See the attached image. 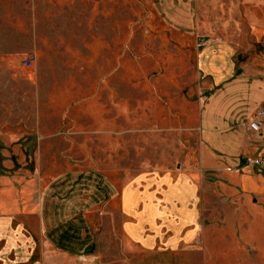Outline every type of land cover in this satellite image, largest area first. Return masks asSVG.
I'll return each mask as SVG.
<instances>
[{
    "label": "rangeland",
    "instance_id": "rangeland-1",
    "mask_svg": "<svg viewBox=\"0 0 264 264\" xmlns=\"http://www.w3.org/2000/svg\"><path fill=\"white\" fill-rule=\"evenodd\" d=\"M22 1L25 28L33 5L40 56L34 67L9 70L0 156L11 173L58 180L65 196L84 183L89 227L104 234L106 264L122 253L128 262L134 251L119 248L122 187L140 177L203 173L199 115L209 91L196 57L201 39L212 37L199 31L202 15L237 45V62L257 61L264 71V0ZM213 174L216 187L202 193V212L217 225L216 256L172 264H264V214L256 247L255 232L244 239L249 214L236 211L243 201L219 187L230 172ZM97 190L103 199L95 198Z\"/></svg>",
    "mask_w": 264,
    "mask_h": 264
},
{
    "label": "crops",
    "instance_id": "crops-1",
    "mask_svg": "<svg viewBox=\"0 0 264 264\" xmlns=\"http://www.w3.org/2000/svg\"><path fill=\"white\" fill-rule=\"evenodd\" d=\"M23 7L22 0H0V115L9 70L34 67L40 56L33 5L27 28ZM204 15L199 31L212 39H201L196 57L203 88L209 91L199 115L198 159L203 173L140 177L122 187L119 248L134 252L127 262L129 256L119 251L123 256L114 258L116 264H172L185 256H196L193 259L200 262L216 256L217 225L211 215L204 217L202 193L214 192L213 172L224 168L230 174L221 178L220 189L236 202L243 201L236 205L237 212L249 214L244 239L250 242L255 232L254 245L262 242L264 169L248 167L247 159L264 155V126L259 135L248 132V122L264 108V71L257 61L256 65L237 62V45L209 27ZM9 167L0 156V264H106L108 256L101 255L104 234L99 238L89 227L92 202L85 184L65 196L58 180L37 182L34 176L11 173ZM99 197L103 199L104 194L97 190L95 198ZM209 207L207 214L212 212ZM228 222L224 220L222 228H229ZM224 243L228 244L226 256L232 238ZM137 256L149 258L139 261Z\"/></svg>",
    "mask_w": 264,
    "mask_h": 264
},
{
    "label": "built area",
    "instance_id": "built-area-1",
    "mask_svg": "<svg viewBox=\"0 0 264 264\" xmlns=\"http://www.w3.org/2000/svg\"><path fill=\"white\" fill-rule=\"evenodd\" d=\"M263 126L264 108H259L253 119L248 122V132L252 136L259 135ZM247 166L250 168L259 167L264 169V155L248 158ZM228 171H230V169H228Z\"/></svg>",
    "mask_w": 264,
    "mask_h": 264
}]
</instances>
